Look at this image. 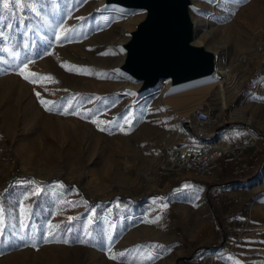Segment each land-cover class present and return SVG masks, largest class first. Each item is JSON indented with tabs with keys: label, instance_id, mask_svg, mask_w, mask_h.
<instances>
[{
	"label": "rangeland",
	"instance_id": "rangeland-1",
	"mask_svg": "<svg viewBox=\"0 0 264 264\" xmlns=\"http://www.w3.org/2000/svg\"><path fill=\"white\" fill-rule=\"evenodd\" d=\"M29 1L0 4V264H193L247 231L258 238L264 151L262 165L238 167L264 143V0L196 1L200 43L222 55L227 46L229 64L261 49L231 71L247 73L226 109L215 97L201 106L217 114L220 136L237 145L247 126L258 145L205 178L163 168L178 111L160 91L136 101V85L114 70L140 14L102 11V0ZM21 70L53 79L31 83ZM231 168L246 180H225Z\"/></svg>",
	"mask_w": 264,
	"mask_h": 264
},
{
	"label": "water",
	"instance_id": "water-1",
	"mask_svg": "<svg viewBox=\"0 0 264 264\" xmlns=\"http://www.w3.org/2000/svg\"><path fill=\"white\" fill-rule=\"evenodd\" d=\"M196 1L102 0V11L141 13L118 42L122 58L114 66L136 85L127 88L136 101L158 92L166 80L168 91L177 92L217 76L222 53L196 42Z\"/></svg>",
	"mask_w": 264,
	"mask_h": 264
},
{
	"label": "built area",
	"instance_id": "built-area-1",
	"mask_svg": "<svg viewBox=\"0 0 264 264\" xmlns=\"http://www.w3.org/2000/svg\"><path fill=\"white\" fill-rule=\"evenodd\" d=\"M29 2L35 3L34 0ZM12 5L18 6L13 3ZM174 127L173 130L165 132L162 165L165 170L175 175L195 174L205 178L216 164L232 157L235 151L248 154L258 145V137L247 126L241 129L237 145L231 136L227 138L220 136L221 130L217 126V116L212 110L203 107L189 115L177 113ZM259 149L250 156L239 158V162H242L241 167H238L240 173L249 172L252 166L262 165L263 162L258 154L264 151V143ZM241 228L245 230V226L242 225ZM229 253L230 248L226 247L210 254L208 258L218 260L220 256H227Z\"/></svg>",
	"mask_w": 264,
	"mask_h": 264
},
{
	"label": "bare ground",
	"instance_id": "bare-ground-1",
	"mask_svg": "<svg viewBox=\"0 0 264 264\" xmlns=\"http://www.w3.org/2000/svg\"><path fill=\"white\" fill-rule=\"evenodd\" d=\"M138 13L141 15L140 12ZM131 20L132 27L136 19L131 18ZM131 27H129L126 31H128ZM206 37L215 41V35L210 30L207 31ZM196 42L200 43L197 39ZM224 48L226 52L224 55H221L220 67L215 78L177 92L168 91V87L170 85L169 80L163 82L159 91L164 95L165 103L175 107L178 113H181L182 115H189L192 111L204 105L206 100L215 97V99L220 101L222 108L226 109L230 99L240 93L242 80L247 73L246 71H241L238 76L236 75L237 77H235V79L230 80L231 71L235 68V66L239 65L249 53L258 54L261 49L259 48L260 51H258V48L253 49V47H251L248 51L241 54V57L237 62H231L230 60L231 64H229V58L227 56L228 47L224 45ZM212 112L217 115L214 111Z\"/></svg>",
	"mask_w": 264,
	"mask_h": 264
},
{
	"label": "crops",
	"instance_id": "crops-1",
	"mask_svg": "<svg viewBox=\"0 0 264 264\" xmlns=\"http://www.w3.org/2000/svg\"><path fill=\"white\" fill-rule=\"evenodd\" d=\"M239 224V221L232 223ZM231 228H235L230 226ZM252 228H256L255 231L258 238H237L228 243L226 247L230 248V253L227 256H220L218 260H210L208 255L198 258L195 263L199 264H264V221L253 223ZM234 233V230H231Z\"/></svg>",
	"mask_w": 264,
	"mask_h": 264
},
{
	"label": "snow or ice",
	"instance_id": "snow-or-ice-1",
	"mask_svg": "<svg viewBox=\"0 0 264 264\" xmlns=\"http://www.w3.org/2000/svg\"><path fill=\"white\" fill-rule=\"evenodd\" d=\"M11 3L19 5V4L21 3V0H11ZM0 4H2L3 9H5V10H10V2H9V0H0ZM65 38H67V37H65ZM26 66H27V65L25 64V67H26ZM81 71H83V70H81ZM19 74H20L24 79L29 80V82H31V83H36L37 80H36V79H30V78H29L30 76H32V77H37L38 79H46V80H51V79H53V78L50 77V76H48V77H39L38 74H36V73H30L29 75H25V72H24L23 70H21V71L19 72ZM36 95H37L38 99L40 100V102H41L43 105H45L46 110L51 111V110H52V107H51V106H48V102L45 101V100H43V99L40 97V93H36ZM53 106H54V105H53ZM64 114H67V110H66V109H65ZM73 114H78V113H73ZM125 121L128 122V121H127V118H125ZM92 122H93V123H96L98 127H99L100 124L108 125V124H112V123H114V122H111V121H97V120H93ZM99 130H101V131H106V130H108V129H107L106 127H100ZM185 187H190V186H189V185H185ZM67 242H68V241H66V240L64 241V243H67ZM121 255H123V253H121ZM112 258H115V257H112Z\"/></svg>",
	"mask_w": 264,
	"mask_h": 264
},
{
	"label": "trees",
	"instance_id": "trees-1",
	"mask_svg": "<svg viewBox=\"0 0 264 264\" xmlns=\"http://www.w3.org/2000/svg\"><path fill=\"white\" fill-rule=\"evenodd\" d=\"M232 163V162H231ZM225 174L223 175L224 179H228V177H230L232 180L231 182H234V183H238V182H243L246 180V176L245 175H239V176H235L234 173L235 171H233V169H228L227 171H224ZM232 175V176H231ZM5 193V191H1L0 192V197L3 196Z\"/></svg>",
	"mask_w": 264,
	"mask_h": 264
}]
</instances>
